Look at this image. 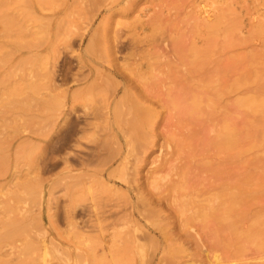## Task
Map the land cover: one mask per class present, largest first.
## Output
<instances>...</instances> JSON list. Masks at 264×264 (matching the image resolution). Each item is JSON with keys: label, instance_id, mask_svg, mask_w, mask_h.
Instances as JSON below:
<instances>
[{"label": "rangeland", "instance_id": "rangeland-1", "mask_svg": "<svg viewBox=\"0 0 264 264\" xmlns=\"http://www.w3.org/2000/svg\"><path fill=\"white\" fill-rule=\"evenodd\" d=\"M127 1L0 0V264H264V0ZM241 68L263 106L224 160L182 92Z\"/></svg>", "mask_w": 264, "mask_h": 264}, {"label": "bare ground", "instance_id": "bare-ground-1", "mask_svg": "<svg viewBox=\"0 0 264 264\" xmlns=\"http://www.w3.org/2000/svg\"><path fill=\"white\" fill-rule=\"evenodd\" d=\"M129 1H127V2H129ZM217 19H220V18H217ZM213 20H214V17H213ZM218 24H219V22H218ZM217 26L218 25L216 24V22H208L206 27H207V29L209 28L211 31L214 30V29H215L214 31H216V27ZM210 39H207V40H210ZM210 41L209 42L208 41H205L207 46L209 44H211ZM195 47L196 46H194V48H192V50L197 55V54H199L198 51L199 52L201 51V48L197 51V49ZM207 51L208 50H205L203 52H200V54L201 53H204V52L206 53ZM208 54H206V56H208ZM201 56H202V54L198 57V58H201V59H197V58L194 59L193 58L194 61L190 62L191 63V70L190 71H193L194 72V71H196V69H198L199 67H201L200 64H202V65L204 64V63H201V62H203L204 57L202 58ZM200 60H202V61L200 62ZM204 62H205V60H204ZM200 69H202V67L199 68V70ZM242 70H243L242 68L239 69L238 70L239 72L237 71L238 72L237 73L238 75L236 77L234 76V78H232L230 81L224 82L223 84L219 85L218 88H216V89H214V87H211V82L212 81H211V78H208L209 76L208 77H205V78H202V79H199V81L201 80L200 85L193 86V84L191 83L190 86H186L185 85L183 87V92L182 93L185 96V99H184L185 106H184V109L181 110V112H183V114H184L183 116L185 117V119L189 120L190 123H192L194 121H197L199 119L200 115L203 114V113L206 114V115H209L211 113V110L213 109V107H215L217 104L218 105L220 104L225 109V111H226L225 113H224V109L221 111V112L224 113V115L221 113L222 124L220 125V128L217 127V131H216L215 135H213L214 137L213 138L212 137H209L210 140L208 141L209 146H212L213 147L212 150L215 151V154L218 155V156L221 154L222 156L220 158L221 159H224V160H227L228 158H231L233 156V154H236L239 157H241V154L244 152V147L241 145V143L245 139V135H244L243 129H246V128H244L246 126V123L243 121V118H242V120L241 119L239 120L240 121L239 123H235V119H237L238 117H241L243 110L246 109V108L251 109V110H259L263 106V99H262V97L257 96L256 94L255 95L254 94H251L250 95V93H246L245 92V89L249 85V83H250L249 81L252 78L248 79V77H246L244 71H242ZM254 71H256V70H254ZM191 80L194 81L193 76H191ZM251 82L255 83L254 81H251ZM206 107H209V109H205ZM199 122L198 123L201 125V121H199ZM201 141L204 142V140H201ZM207 147H205V148L207 149ZM208 149H210V148L208 147ZM111 155H109V156H111ZM105 158H106V156H105ZM99 163H100V161H99ZM205 163H207V162H205ZM218 168H217V166L215 167V171H214L215 173L216 172H222L221 171L222 169L219 171ZM216 170H218V171H216ZM229 173H231V172H229ZM219 181H218L219 185L221 184V186H222V187L220 186L221 187L220 190H222V193H221L222 196H220L221 197L222 207L221 206H218V207L216 206L217 208L213 209V211L210 208L211 211L213 212L212 215H218V216H223V217H224V215H227V216H229V215L235 216L236 214H238L241 211V208L240 207H242L243 205H245V204H243L244 199L242 198L243 188H244L243 186H245L244 185V179L238 178L237 179L238 183H234V184L230 182V178H228V177H226L224 180H222L220 182ZM232 188H236V192L235 193H232L231 192V189ZM223 190H224V192H223ZM131 197H132V195L129 192L128 198L130 199ZM141 202L143 203V201H141ZM204 202H206V201H204ZM220 208H221V211H220ZM126 209H127V207H126ZM211 211H209V212H211ZM200 213H202V212H200ZM141 214H142V212H141ZM209 215H211V214L209 213ZM129 216L130 217H132V216H138L139 217L140 214L139 213H136V211L134 209H132L130 211V213H129ZM223 217H222V219H224ZM214 219H215V221H217L216 218H214ZM222 219L219 220V221H225V220H222ZM261 231H260V233L262 234ZM238 232H236V230H235V233H238ZM248 235H250V233ZM256 235H257V232H256ZM259 236H260V234H259ZM262 237H264V236H262ZM262 239H264V238H260V240H262ZM260 246H262V245H260Z\"/></svg>", "mask_w": 264, "mask_h": 264}]
</instances>
